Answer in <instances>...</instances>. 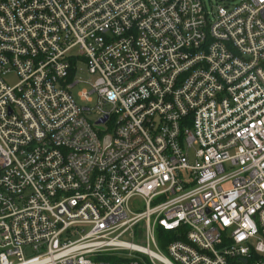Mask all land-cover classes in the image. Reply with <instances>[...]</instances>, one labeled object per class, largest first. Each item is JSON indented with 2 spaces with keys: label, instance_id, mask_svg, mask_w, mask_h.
<instances>
[{
  "label": "built area",
  "instance_id": "2783aa9c",
  "mask_svg": "<svg viewBox=\"0 0 264 264\" xmlns=\"http://www.w3.org/2000/svg\"><path fill=\"white\" fill-rule=\"evenodd\" d=\"M215 1L0 0V264H264V0Z\"/></svg>",
  "mask_w": 264,
  "mask_h": 264
},
{
  "label": "rangeland",
  "instance_id": "374dc122",
  "mask_svg": "<svg viewBox=\"0 0 264 264\" xmlns=\"http://www.w3.org/2000/svg\"><path fill=\"white\" fill-rule=\"evenodd\" d=\"M211 2L213 4L216 3L215 0H211ZM79 68L83 69L82 66H80ZM78 79L81 80V83L74 90L75 96H77L82 91L90 92L91 91V87L89 86V82L92 80L91 77L84 70H82V71L78 72ZM8 81H9V83L14 84V83L17 82V78L10 77L8 79ZM84 105H86V106H88V107H90L92 109L95 108V106H96L95 98H94V102L93 103H91V104L88 103V104H84ZM92 118L96 119V116L93 114Z\"/></svg>",
  "mask_w": 264,
  "mask_h": 264
},
{
  "label": "trees",
  "instance_id": "16d2710c",
  "mask_svg": "<svg viewBox=\"0 0 264 264\" xmlns=\"http://www.w3.org/2000/svg\"><path fill=\"white\" fill-rule=\"evenodd\" d=\"M158 233H159V237H160L161 246L164 248L166 242H163V237L165 239H169L170 240V239H172L173 235L163 231L162 229H159Z\"/></svg>",
  "mask_w": 264,
  "mask_h": 264
},
{
  "label": "water",
  "instance_id": "95a60500",
  "mask_svg": "<svg viewBox=\"0 0 264 264\" xmlns=\"http://www.w3.org/2000/svg\"><path fill=\"white\" fill-rule=\"evenodd\" d=\"M101 122H103V121H101ZM109 140H107V142H108Z\"/></svg>",
  "mask_w": 264,
  "mask_h": 264
}]
</instances>
